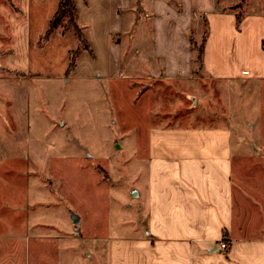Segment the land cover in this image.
Segmentation results:
<instances>
[{
	"label": "rangeland",
	"instance_id": "374dc122",
	"mask_svg": "<svg viewBox=\"0 0 264 264\" xmlns=\"http://www.w3.org/2000/svg\"><path fill=\"white\" fill-rule=\"evenodd\" d=\"M145 1L155 9L156 0ZM219 1L232 8L248 1V10L264 9V0ZM166 2L177 17L188 0ZM143 9L133 19L127 10L123 31L112 39L124 52L120 66H132L137 76L161 63L152 56L155 13ZM168 11L164 19L172 16ZM189 15L193 37H183L187 44L179 54H189V46L193 52L175 63L189 66L194 59V66H201L198 49L208 24L202 12ZM66 32L74 43L72 28ZM80 56L61 75L30 74L26 0H0V264H118V257L123 264L129 238L141 235L148 221L152 125L236 119L241 122L232 123L235 137L246 136L248 144L260 147L256 104L245 103L243 90L221 96L215 84L201 86L193 104L184 90L178 93V85H152L124 76L126 70L122 78L101 77L96 66H78ZM219 97L226 116L210 120L220 110ZM260 111L264 133V97Z\"/></svg>",
	"mask_w": 264,
	"mask_h": 264
},
{
	"label": "crops",
	"instance_id": "0c3cea01",
	"mask_svg": "<svg viewBox=\"0 0 264 264\" xmlns=\"http://www.w3.org/2000/svg\"><path fill=\"white\" fill-rule=\"evenodd\" d=\"M59 1L26 0L30 74L58 76L70 65L71 33L55 31L44 47L38 45ZM166 1L156 0L151 10L145 0H75L95 57L84 50L78 66H96L101 77H141L152 85H178V93L184 90L193 104L199 102L201 86L215 84L221 96L243 90L245 103L256 104L253 117L260 131L255 135L259 148L264 147L258 127L264 97V9L248 10V1L232 8L224 1L188 0L185 13L174 17L177 11ZM143 7L155 13L152 56L161 63L144 66L147 71L137 76L132 66H120L124 52L112 39L123 31L125 12L133 19ZM167 10L172 16L164 19ZM198 12L208 24L201 66H194V59L189 66L178 65L177 60H187L193 52L189 46V54H179L184 51L180 45L187 44L183 37H193L189 13ZM159 51L172 61H164ZM218 99L220 106L223 101ZM222 109L210 120L226 116ZM234 121L241 122L168 121L149 128L148 221L141 235L129 238L123 264H264V152L248 144L246 136L235 137ZM116 262L120 264L119 257Z\"/></svg>",
	"mask_w": 264,
	"mask_h": 264
},
{
	"label": "trees",
	"instance_id": "16d2710c",
	"mask_svg": "<svg viewBox=\"0 0 264 264\" xmlns=\"http://www.w3.org/2000/svg\"><path fill=\"white\" fill-rule=\"evenodd\" d=\"M87 1V0H86ZM241 15L238 14L237 20L240 23ZM61 28L62 32H66L67 29L72 28L74 32V43L70 49V65L71 69L76 65L78 57L84 50H88L91 54L92 49L84 33V25L79 21L77 7L75 0H60L59 7L54 17L51 19L47 31L41 36L39 45L47 43L52 37L53 33ZM76 40V41H75ZM206 36L204 37L203 43L198 49V61L202 63L204 44Z\"/></svg>",
	"mask_w": 264,
	"mask_h": 264
},
{
	"label": "water",
	"instance_id": "95a60500",
	"mask_svg": "<svg viewBox=\"0 0 264 264\" xmlns=\"http://www.w3.org/2000/svg\"><path fill=\"white\" fill-rule=\"evenodd\" d=\"M115 146L117 147V148H120V145L116 142L115 143ZM137 194H138V192H134V196H137ZM74 221L75 222H78L79 221V218L77 217V216H74Z\"/></svg>",
	"mask_w": 264,
	"mask_h": 264
},
{
	"label": "built area",
	"instance_id": "2783aa9c",
	"mask_svg": "<svg viewBox=\"0 0 264 264\" xmlns=\"http://www.w3.org/2000/svg\"><path fill=\"white\" fill-rule=\"evenodd\" d=\"M222 247L227 248V243L225 241H222Z\"/></svg>",
	"mask_w": 264,
	"mask_h": 264
}]
</instances>
